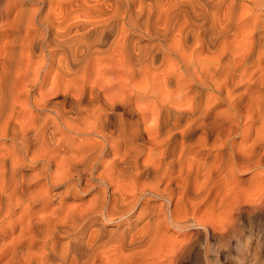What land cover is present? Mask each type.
<instances>
[{
  "label": "bare ground",
  "instance_id": "obj_1",
  "mask_svg": "<svg viewBox=\"0 0 264 264\" xmlns=\"http://www.w3.org/2000/svg\"><path fill=\"white\" fill-rule=\"evenodd\" d=\"M0 7V264L201 263L264 225V186L230 200L264 176V0Z\"/></svg>",
  "mask_w": 264,
  "mask_h": 264
},
{
  "label": "rangeland",
  "instance_id": "obj_2",
  "mask_svg": "<svg viewBox=\"0 0 264 264\" xmlns=\"http://www.w3.org/2000/svg\"><path fill=\"white\" fill-rule=\"evenodd\" d=\"M31 6V4H29ZM35 4L32 5V7ZM37 4L35 5V7ZM5 11L2 7H0V17H4ZM240 137L238 138V140ZM253 168L248 170L245 173H237V177H240V184L239 187L235 190V192L230 196V200H243V199H252L256 196L257 192L261 191L262 186H264V176H262L258 171H260L261 167ZM245 181V182H244ZM90 196V195H89ZM87 196V197H89ZM234 198V199H233ZM237 198V199H236ZM207 205V203H205ZM201 206V210H204L206 206ZM203 208V209H202ZM257 216V214H255ZM256 217L253 216H246V218L238 219L235 224L231 225L229 229L226 231L225 234L217 237L216 239L212 240L209 246L211 247L215 256H217L216 261L214 263L211 261L209 262L207 259L212 257V251L204 250L205 252L201 253V258L203 261H200L194 257L196 253H192L188 261L185 259H180L178 264H264V251L260 256H253L250 253L246 252L243 248L244 243L246 241L252 242L253 246L256 244L255 240L264 232V225L259 222V220L254 219ZM241 220V221H240ZM115 226V224H110L109 227ZM167 237L172 242H178L182 238L185 237V231L183 229L176 226H170L167 229ZM184 232V233H183ZM171 236V237H170ZM170 243V244H171ZM255 243V244H254ZM209 247V248H210ZM216 248V249H215ZM218 249V250H217ZM217 252V253H216ZM239 252V254L237 253ZM140 260V259H139ZM201 260V259H200ZM142 261V260H141ZM140 264H147L148 262H141ZM186 261V262H184ZM194 261V262H193ZM199 261V262H198ZM204 262V263H203ZM209 262V263H208ZM136 263H139L138 260ZM135 263V264H136ZM150 264V262H149Z\"/></svg>",
  "mask_w": 264,
  "mask_h": 264
}]
</instances>
